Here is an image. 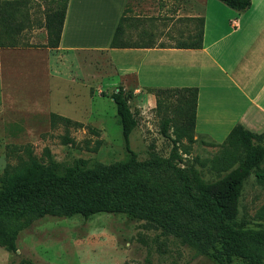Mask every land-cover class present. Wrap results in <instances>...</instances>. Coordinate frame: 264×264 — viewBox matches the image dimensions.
<instances>
[{
    "label": "rangeland",
    "instance_id": "1",
    "mask_svg": "<svg viewBox=\"0 0 264 264\" xmlns=\"http://www.w3.org/2000/svg\"><path fill=\"white\" fill-rule=\"evenodd\" d=\"M64 1L0 0L5 12H11V18L22 27L11 35L2 32L0 179L7 167L16 166L29 150L44 162L49 161L48 151L56 170L76 162L86 168H108L127 160L122 127L110 98L119 87L111 81V64L101 53H61L48 44L46 18ZM137 3L129 0L125 11L127 45H136L140 34L147 31L145 10ZM200 11L202 5L196 7V12ZM191 21L195 27L188 31L196 38L200 18ZM162 25L156 26L157 32L170 36L173 44L188 43L172 38L179 32L183 35L176 22L165 23L163 31ZM126 91L131 93L132 89ZM179 100L176 91L162 92L160 107L145 108L132 95L130 105L139 126L131 147L139 162L170 157L173 143L162 136L161 129L165 118L179 117ZM52 114L68 117L83 127L53 124ZM169 134L175 137L173 128ZM193 137L192 144L187 138L179 143L181 162L176 161V165L186 173L195 169L206 180L216 179L212 160L223 142L196 133ZM140 176L153 195L131 198L130 202L138 203L140 218L125 213H99L89 219L81 215L47 217L19 235L16 253L0 247V264H219L213 256H219L221 249L216 224L194 216L198 210L185 195L176 172L147 169L135 178L140 180ZM192 192L198 195L195 188ZM239 218L251 227L260 224L258 228L264 230V186L254 172L245 182ZM233 264L247 263L234 258Z\"/></svg>",
    "mask_w": 264,
    "mask_h": 264
},
{
    "label": "trees",
    "instance_id": "2",
    "mask_svg": "<svg viewBox=\"0 0 264 264\" xmlns=\"http://www.w3.org/2000/svg\"><path fill=\"white\" fill-rule=\"evenodd\" d=\"M68 1L62 7L49 13L46 18L48 44L58 48L65 21ZM231 9L246 11L251 0H219ZM5 12L0 4V47L5 46L2 32L9 35L21 26ZM125 16L121 18L113 48H129L119 44L118 37L123 28ZM204 35V19L200 18V31L192 45L180 48H201ZM180 93L178 102L179 117H167L163 120L161 134L173 143L168 159L155 158L144 163L138 161V154L131 147V138L139 123L132 111L130 101L132 92L120 86L110 98L117 110L125 141L127 160L113 164L108 168H86L82 163L64 169L53 168L51 155L47 151L48 162L37 159L27 150L26 158H21L16 166L7 167L0 179V247L16 253L19 235L35 222L47 218H67L81 215L89 219L99 213H125L133 217L143 216L137 209L134 197H153L142 176L147 169H173L183 185L185 195L191 199L197 209L194 216L212 219L218 229L221 249L219 264H233L234 258L243 259L247 264H264V230L251 227V223L239 218L240 204L246 180L254 172L257 181L264 186V132L255 134L241 125L231 131L227 139L220 144L219 155L213 158V169L218 174L214 180H206L200 172L192 169L186 173L176 165L181 162L178 153L179 143L187 138L194 142L198 89L157 90V107H160L162 92ZM53 124L63 123L83 127L79 122L56 114L51 115ZM173 128L174 138L169 132ZM119 185L114 188L112 185ZM193 188L198 195H193ZM148 218V216L144 215Z\"/></svg>",
    "mask_w": 264,
    "mask_h": 264
},
{
    "label": "crops",
    "instance_id": "3",
    "mask_svg": "<svg viewBox=\"0 0 264 264\" xmlns=\"http://www.w3.org/2000/svg\"><path fill=\"white\" fill-rule=\"evenodd\" d=\"M137 1L145 10L147 31L136 45L111 47L129 0H69L56 50L103 54L113 70L111 81L131 88L136 103L145 108L156 106L159 89H198V136L222 143L237 125L263 133L264 0H251L243 12L219 0ZM201 5L202 11L196 12ZM197 18L204 19L201 48H180L156 30L160 23L163 31L165 23L176 22L183 35L179 32L172 38L192 45L195 38L188 30L195 27L191 19ZM127 36L123 25L118 43H127Z\"/></svg>",
    "mask_w": 264,
    "mask_h": 264
}]
</instances>
